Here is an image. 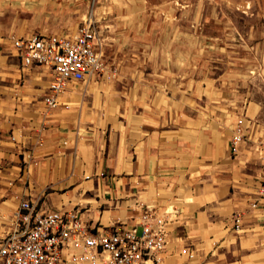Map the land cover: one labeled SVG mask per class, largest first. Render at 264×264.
<instances>
[{
  "label": "crops",
  "instance_id": "obj_1",
  "mask_svg": "<svg viewBox=\"0 0 264 264\" xmlns=\"http://www.w3.org/2000/svg\"><path fill=\"white\" fill-rule=\"evenodd\" d=\"M70 1L0 0V230L20 197L35 199L39 210L75 209L82 222L102 228L131 224L144 205L162 211L172 204L162 264H264L259 244L252 253L244 247V235L264 232V215L247 212L241 232L228 223L232 211L244 210L261 170L250 141L262 137L257 129L230 154L233 119L264 120V102L244 91L231 118L222 89L208 113H181L174 98L149 91L147 76L135 86L143 90L137 111L134 102L119 113L93 110L86 90L96 79L83 82L81 96L69 86L46 110L50 72L21 65L8 35L74 29L85 17L84 0H73L77 7ZM256 3L264 15V0ZM139 4L108 0L95 8L122 14Z\"/></svg>",
  "mask_w": 264,
  "mask_h": 264
},
{
  "label": "rangeland",
  "instance_id": "obj_2",
  "mask_svg": "<svg viewBox=\"0 0 264 264\" xmlns=\"http://www.w3.org/2000/svg\"><path fill=\"white\" fill-rule=\"evenodd\" d=\"M106 1L84 0L83 6L103 38L104 72L86 90L93 110L119 113L131 102L136 110L143 90L135 86L147 76L149 91L174 98L181 113H208L222 89L231 99L230 111L224 110L231 118L244 91L264 102V15L256 0H139V8L122 14L95 8ZM70 7H77L73 0ZM124 17L132 19L114 23ZM84 85H73L76 94ZM254 129L264 137V120ZM244 238L246 253L254 251V241L264 253L261 228Z\"/></svg>",
  "mask_w": 264,
  "mask_h": 264
},
{
  "label": "built area",
  "instance_id": "obj_3",
  "mask_svg": "<svg viewBox=\"0 0 264 264\" xmlns=\"http://www.w3.org/2000/svg\"><path fill=\"white\" fill-rule=\"evenodd\" d=\"M9 45L21 65L50 72L42 95L46 110L60 104L59 94L69 86L95 80L104 72L103 38L91 15L72 30L11 36ZM232 124L228 148L234 155L250 140L255 123L241 114ZM250 141L261 170L244 210L228 217L235 232L244 230L247 212L253 211L256 219L264 215V137ZM36 204L35 199L20 197L8 222H1L0 264H162L169 232L166 214L176 210L172 204L162 211L144 205L131 224L102 228L82 222L75 209L39 210Z\"/></svg>",
  "mask_w": 264,
  "mask_h": 264
}]
</instances>
